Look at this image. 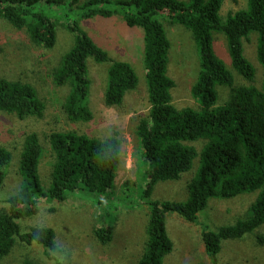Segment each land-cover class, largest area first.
Masks as SVG:
<instances>
[{"label":"trees","instance_id":"obj_1","mask_svg":"<svg viewBox=\"0 0 264 264\" xmlns=\"http://www.w3.org/2000/svg\"><path fill=\"white\" fill-rule=\"evenodd\" d=\"M224 1L86 0L77 5L79 0H0V19L16 30H25L28 40L36 46L52 49L58 26L73 36L71 47L49 74L55 86L69 88L63 113L72 123L86 124L93 117L87 103L88 59L109 65L103 94L108 108L120 107L125 95L136 89L138 80L130 64L111 60L82 31L78 20H69L67 14L77 8L82 20L118 15L127 28L142 32L149 110L139 118L134 134L138 144L136 166L141 165L145 181L140 198L148 212L145 242L136 264H163L172 253L173 243L166 230L169 214L200 227L209 264H218L223 242L240 241L264 226V0H246L244 8L229 13L223 20L220 11ZM164 13L171 24L190 32L198 49L199 70L190 88V96L199 105L196 110L173 104L171 91L175 84L168 76L171 43L159 20ZM214 33L224 36L232 69L246 83H254L255 69L244 57L243 41L252 34L257 36L256 59L262 68L260 87L234 84L214 52ZM217 87L227 89L222 104H217ZM44 110L31 83L0 79L1 113L23 120L42 118ZM114 135L99 139L58 130L45 135L52 157L46 190L38 173L42 159L39 136L35 132L23 135L17 170L19 187L4 199L5 207L0 202V264L17 241L41 247L47 261L63 264L56 256L59 248L52 228L33 227L21 233L18 222L37 215L45 203L53 211L55 204L76 200L71 195L81 191L93 197L90 204L97 212V225L92 228L94 239L101 245L112 241L117 218L112 216V209L117 211L119 203L124 202V198L112 194L122 153V142ZM197 141L202 143L199 151L192 145ZM11 159V152L0 147V188ZM194 161L185 201L152 199L158 183L179 180L192 169ZM124 186L125 192L131 190L126 183ZM256 191L247 218L216 231L199 222L198 215L210 200H228ZM256 241L263 246L264 235H257ZM23 264L33 263L25 260Z\"/></svg>","mask_w":264,"mask_h":264},{"label":"rangeland","instance_id":"obj_2","mask_svg":"<svg viewBox=\"0 0 264 264\" xmlns=\"http://www.w3.org/2000/svg\"><path fill=\"white\" fill-rule=\"evenodd\" d=\"M85 1L79 0L77 5ZM245 4L246 0H225L220 17L224 20L229 13L244 8ZM72 10L73 13L67 14L68 19L78 20L82 31L104 50L111 60L131 65L137 76V87L125 95L120 107H106L103 103V94L109 65L98 64L88 59L90 87L87 103L93 117L91 122L86 124L72 123L63 113L69 88L55 86L49 74L59 65L63 54L71 47L73 36L58 26L55 46L45 50L32 44L25 30H16L0 19V79L31 83L45 106L42 118L30 117L19 120L15 115L0 112V147L6 148L12 154L6 179L0 188V202L2 207H5L4 199L15 193L19 187L18 159L24 134L35 132L39 136L42 159L38 173L45 190L50 185L49 172L52 164L45 135L56 130L76 131L99 139L117 134L122 142V153L112 194L120 199L124 198V202L119 203L117 211L114 212L112 209V216L117 218L109 244L101 245L92 235V228L97 225L95 221L97 212L90 204V198L93 197L85 191L71 195L76 200L73 199L66 204L49 203L51 206L55 204L52 206L55 207L53 211H50V206L46 207L45 203V207L37 215L18 223L21 233L33 227L52 228L56 233L59 248L56 256L63 264H136L145 242L148 212L140 198L145 181L140 171L141 165L136 166L138 144L134 134L139 118L146 116L149 110L143 66V35L137 28H127L118 15L110 18L94 16L82 20L77 16H80L77 8ZM159 20L163 23L171 43L168 76L175 84L171 91L173 104L177 108L189 107L196 110L199 105L190 96V88L199 70L198 49L190 32L179 25L171 24L167 13L159 16ZM256 38L257 36L252 34L243 41L244 57L255 69L254 83H246L232 69L224 36L219 33L213 34L214 52L230 72L236 85L261 86L262 68L256 59ZM217 92L219 96L217 104H222L227 89L217 87ZM200 141L192 143L198 151L202 146ZM195 163L194 161L192 169L179 180L158 183L152 192V199L185 201L186 184L192 177ZM125 183L126 188L131 190L125 192ZM257 193V191L245 193L228 200H210L205 210L199 213L198 220L211 231L233 225L236 221L248 217L249 207ZM166 230L173 243V251L164 258L163 264L210 263L201 240L199 226L188 224L177 215L169 214L166 217ZM257 235H264V226L240 241L223 242L217 256L218 264H264V245L257 244ZM25 260L33 264H53L46 260L41 247L26 246L20 241L16 242L1 264H23Z\"/></svg>","mask_w":264,"mask_h":264}]
</instances>
